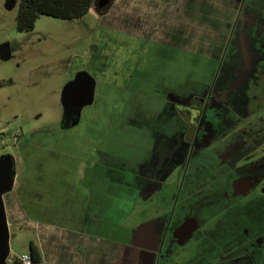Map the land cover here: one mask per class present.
<instances>
[{
    "label": "rangeland",
    "instance_id": "rangeland-1",
    "mask_svg": "<svg viewBox=\"0 0 264 264\" xmlns=\"http://www.w3.org/2000/svg\"><path fill=\"white\" fill-rule=\"evenodd\" d=\"M20 1L0 0V131H5V136L0 137V158L12 151L17 172L23 168L14 145L17 141L9 138L13 134H17L19 143H33L67 156L58 160L59 168L68 169L74 160L79 165L83 163L88 176L84 186L90 192L91 203L95 200L96 207L102 208L99 219L120 222L125 227V235L117 234L113 225L107 227L106 234L113 240L126 238L133 224L143 227L141 222L158 219L168 209V197L178 185L182 191L197 180L202 190L223 185L231 172L219 155L234 143L245 142L246 146L255 147L234 170L251 165L257 174H264V0H239L243 13H256V21L261 22L260 29L257 24L248 35L251 47L263 56L255 65L252 60L246 62L251 71L238 85L239 111L225 123L223 133L213 145L193 156L185 166L169 170L160 180L158 192L149 200L143 199L139 192L123 188L127 182L129 186L142 184L138 178L128 179L110 169L116 168L113 165L124 169L141 167L151 160L149 151L155 150L158 141L162 143L167 138L174 142L179 119L172 116L169 123L164 121L171 112L161 104L166 103L162 98L165 93H181L190 85L212 82L218 86L233 72L238 61L249 58V46H238L243 37L237 38L236 29L224 46L221 42L223 36L224 41L228 40L226 26L216 30L207 27L196 34L192 27L197 22L195 18L191 19L192 26L183 25L188 27L184 34L179 28L174 31L168 28L172 43H156L149 32L144 36L130 32L136 29L132 19L135 11L121 15L127 3L130 9L136 8L134 0H112V8L101 13L93 6L85 16L76 19L40 15L31 32H18ZM219 30L222 36L217 33ZM155 35L162 37L159 33L152 36ZM176 43L184 45L183 48L175 47ZM223 48L220 58L217 51L221 53ZM80 72L95 80L94 98L79 114H71L63 107V95ZM191 116L193 119L195 113L191 112ZM183 196L181 193L180 197ZM7 199L5 196L7 216L11 217L17 209ZM123 199L127 201L124 212L117 209L124 206ZM234 204V210L214 215L193 239L174 248L173 254L159 264H205L208 251L218 244L222 233L231 229V218L241 226L254 228L251 222L264 216V178ZM161 228L162 223H158L157 236ZM31 239L36 240L33 232L10 234V252L2 264H12L15 256L27 253Z\"/></svg>",
    "mask_w": 264,
    "mask_h": 264
},
{
    "label": "crops",
    "instance_id": "crops-1",
    "mask_svg": "<svg viewBox=\"0 0 264 264\" xmlns=\"http://www.w3.org/2000/svg\"><path fill=\"white\" fill-rule=\"evenodd\" d=\"M134 1H136L135 9H130L127 3L121 10V15L136 12L132 16L136 29L130 32L135 31L143 36L147 32L152 35L159 33L162 37L156 38V35L155 37L151 35V39L159 44H169L170 41L172 43L170 31L179 28L180 33L185 32L184 29L192 26L193 18L197 20L192 26L196 34L202 29L206 30L207 27L215 28V30L218 27H228L239 4V0ZM226 6L231 8L230 11L226 9ZM170 13L173 17L167 19L166 15ZM169 27H172L170 31ZM219 31L221 32L217 31V33L222 36V30ZM224 39L223 36L221 43L225 42ZM198 40L197 35L196 41ZM183 46L180 43L175 44V47H181V49ZM161 104L164 105V103ZM4 133L5 131L1 130L0 137L5 136ZM16 137L17 134L9 136L10 139L17 141L14 145H17L19 150L23 169L19 172L15 170L12 191L4 195L3 200L5 203V196H8L9 201L14 202L17 209L16 214L7 216L9 233L27 231L36 235L35 241L29 240L27 253H31V247H33L40 264H130V261L133 262V242L141 227L140 224L131 225L126 238L122 236L113 240L109 234H106L107 227L111 225L117 228V234L125 235L126 230L125 227H121L120 222L99 219L98 213L102 208L96 207L95 200L93 204L91 203L90 192L84 186L88 176L86 177L83 163L79 165L78 161L74 160L75 162L68 169L59 168L58 160H63L67 156L54 154L33 143H19ZM9 150L11 151L10 148ZM149 152L151 160L141 167L134 165L133 167L137 168L124 169L113 165L112 167L116 168L110 170L124 174L128 179L150 178L151 169L156 163V155L154 150ZM5 155L13 157L15 154L12 155V151L10 153L7 151ZM13 158L15 160V157ZM89 165L91 163H87V166ZM122 186L125 190L131 189L137 193L141 184L129 186L127 182ZM121 202L124 206L117 209L124 212L127 201L123 199ZM10 208L12 211V206ZM10 208L8 207V210ZM144 222L152 223L153 221Z\"/></svg>",
    "mask_w": 264,
    "mask_h": 264
},
{
    "label": "flooded vegetation",
    "instance_id": "flooded-vegetation-1",
    "mask_svg": "<svg viewBox=\"0 0 264 264\" xmlns=\"http://www.w3.org/2000/svg\"><path fill=\"white\" fill-rule=\"evenodd\" d=\"M241 3L242 1L238 4L231 25L226 27L228 40L224 42V46L230 42V37L236 29L237 38L242 36L245 39V41L242 39L238 46L242 48L249 46V58L246 61H238L233 72L225 81L217 84L218 86L212 82L199 86L190 85L181 93L173 91L165 93L162 97L166 101L163 108H168L171 112L164 121H168L172 116H178L179 125L176 132L178 137L173 135L174 142L166 138L165 141L162 140V143L158 141L155 145L156 163L151 169L150 178L138 179L142 180L139 194L141 193L143 199L149 200L152 194L155 195L158 192L159 182L169 170L185 166L193 156L213 145L218 136L223 133L225 123L239 111L236 103L239 98L238 85L251 71L247 69L246 62L252 60V64L255 65L259 59L263 58L257 54L256 49L251 47V38L248 35V31L261 22L256 21V13H243ZM239 21L240 26H238ZM261 26L259 24V29ZM224 49L220 51L221 53L217 52L220 58ZM247 101L248 99L244 97V102L247 103ZM191 112L195 113L193 119H191ZM254 150L255 147L246 146L245 142H240L222 151L219 155L220 161L229 165L231 176L221 186L214 185L210 190H202L203 186H200L201 182L197 180L182 191V187L178 185L176 191L168 197L169 207L166 212H162V216L160 214L159 218L152 223L144 222L143 227H140L133 242L134 261H130V264L131 262L132 264H159L160 260L173 254L174 248L183 246L193 239L200 229L208 225L214 215L224 214L225 210H234L235 201L250 193L264 178V174H257L256 168H252L251 165L234 170L235 166ZM235 181H249L251 187L247 189L235 185ZM146 188L147 193H145ZM181 193L184 194L182 198ZM260 203H263V200H260ZM262 211L264 214V210ZM229 222L231 229L222 233L218 244L208 251L209 259L205 264H263L264 216L259 221L251 222L255 225L252 229L246 225L241 226L239 221H233L232 218ZM158 223H162L159 236L156 230ZM190 228L194 230L188 232Z\"/></svg>",
    "mask_w": 264,
    "mask_h": 264
},
{
    "label": "water",
    "instance_id": "water-1",
    "mask_svg": "<svg viewBox=\"0 0 264 264\" xmlns=\"http://www.w3.org/2000/svg\"><path fill=\"white\" fill-rule=\"evenodd\" d=\"M98 13L107 12L111 9L113 2L111 0H98L96 2ZM95 80L87 73H77L73 82L67 87L63 95V107L71 114L80 113L81 109L93 102V89ZM15 177V160L10 155H3L0 158V264L3 258L9 255V227L7 222V213L3 196L12 191ZM235 185L244 188H250L251 183L235 181ZM243 192V191H241ZM192 228L188 232H191Z\"/></svg>",
    "mask_w": 264,
    "mask_h": 264
},
{
    "label": "trees",
    "instance_id": "trees-1",
    "mask_svg": "<svg viewBox=\"0 0 264 264\" xmlns=\"http://www.w3.org/2000/svg\"><path fill=\"white\" fill-rule=\"evenodd\" d=\"M96 2L97 0H21L17 13V30L31 32L40 15L61 19L82 18L93 6L97 9ZM30 255L38 262L33 247Z\"/></svg>",
    "mask_w": 264,
    "mask_h": 264
},
{
    "label": "built area",
    "instance_id": "built-area-1",
    "mask_svg": "<svg viewBox=\"0 0 264 264\" xmlns=\"http://www.w3.org/2000/svg\"><path fill=\"white\" fill-rule=\"evenodd\" d=\"M12 264H40V263L34 261L30 253H25L15 256L12 260Z\"/></svg>",
    "mask_w": 264,
    "mask_h": 264
}]
</instances>
